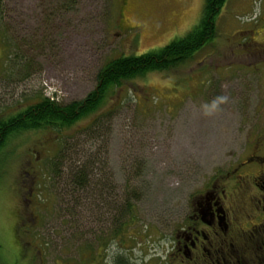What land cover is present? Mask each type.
I'll list each match as a JSON object with an SVG mask.
<instances>
[{"label":"rangeland","instance_id":"1","mask_svg":"<svg viewBox=\"0 0 264 264\" xmlns=\"http://www.w3.org/2000/svg\"><path fill=\"white\" fill-rule=\"evenodd\" d=\"M4 2L0 27L28 67L1 71L0 42L1 116L40 95L60 104L83 99L106 61L186 35L205 4ZM263 28L264 0H226L212 40L171 70L111 90L93 127L86 120L62 138L11 136L0 148V264H141L165 238L176 206L233 164L247 136L264 131V62L255 53ZM78 170L84 187L74 185ZM117 222L119 234L109 236Z\"/></svg>","mask_w":264,"mask_h":264},{"label":"flooded vegetation","instance_id":"2","mask_svg":"<svg viewBox=\"0 0 264 264\" xmlns=\"http://www.w3.org/2000/svg\"><path fill=\"white\" fill-rule=\"evenodd\" d=\"M261 43L257 63L264 62ZM239 148L233 164L176 206L165 238L146 249L141 264H264V131Z\"/></svg>","mask_w":264,"mask_h":264},{"label":"trees","instance_id":"3","mask_svg":"<svg viewBox=\"0 0 264 264\" xmlns=\"http://www.w3.org/2000/svg\"><path fill=\"white\" fill-rule=\"evenodd\" d=\"M225 1L205 0L199 22L186 35L158 49L140 55L129 54L110 58L96 73V84L83 99L60 104L40 95L16 113L9 116L0 115V148L11 136L29 131L51 132L58 138H62L60 133L63 130L82 121L90 122L87 128L93 127L98 119L92 116L101 108L111 90L121 86L125 81L144 77L148 73L171 70L191 59L198 50L212 40L216 33V19ZM5 9L4 0H0V25L5 18ZM0 35L4 58L1 71H7L8 66L10 71L17 66H20V69L27 68V61L24 57L22 58L21 53L17 50L11 53L12 46L7 32L2 27H0ZM74 179L75 186L84 187L86 177L81 170L74 175ZM127 211H129V206H127ZM123 225L124 222L120 224L117 222L109 236H117ZM122 261L123 259L120 258L117 264H126Z\"/></svg>","mask_w":264,"mask_h":264},{"label":"built area","instance_id":"4","mask_svg":"<svg viewBox=\"0 0 264 264\" xmlns=\"http://www.w3.org/2000/svg\"><path fill=\"white\" fill-rule=\"evenodd\" d=\"M48 97H49L51 100H54V97H51V96H49V95H48Z\"/></svg>","mask_w":264,"mask_h":264}]
</instances>
